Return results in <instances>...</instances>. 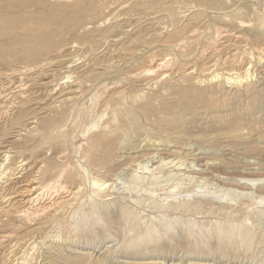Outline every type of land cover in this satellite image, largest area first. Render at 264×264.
Wrapping results in <instances>:
<instances>
[{"label":"rangeland","instance_id":"rangeland-1","mask_svg":"<svg viewBox=\"0 0 264 264\" xmlns=\"http://www.w3.org/2000/svg\"><path fill=\"white\" fill-rule=\"evenodd\" d=\"M123 1L0 8V264H264V0Z\"/></svg>","mask_w":264,"mask_h":264},{"label":"bare ground","instance_id":"bare-ground-1","mask_svg":"<svg viewBox=\"0 0 264 264\" xmlns=\"http://www.w3.org/2000/svg\"><path fill=\"white\" fill-rule=\"evenodd\" d=\"M122 1V0H121ZM128 1V0H126ZM229 1V0H228ZM38 2V0H0V8H5V7H14V6H17V7H24V8H28L30 6V4H36ZM51 2V1H50ZM125 2V0L123 1ZM137 2V1H136ZM144 2V1H143ZM206 2V1H205ZM127 3V2H126ZM147 3V2H146ZM189 3V2H187ZM192 4V3H191ZM231 4V3H230ZM51 5V4H50ZM189 5V4H188ZM46 6V5H45ZM71 6V5H70ZM112 6V5H111ZM113 7V6H112ZM200 7V6H199ZM192 10V9H191ZM214 11V10H213ZM181 12V11H180ZM191 12V11H190ZM227 12V11H226ZM72 13V12H71ZM179 13V12H178ZM187 14V13H186ZM68 15V14H67ZM97 16V15H96ZM179 17V16H178ZM30 18V17H29ZM180 18V17H179ZM28 19V18H26ZM29 20V19H28ZM27 20V21H28ZM185 20V19H184ZM20 21V20H19ZM39 21V20H38ZM37 21V22H38ZM7 22V21H6ZM41 23V21H40ZM176 25V24H174ZM180 25V24H179ZM48 27V26H47ZM166 27V26H165ZM175 29V28H174ZM177 30V29H176ZM32 31V30H31ZM202 32V31H201ZM220 34V32H219ZM232 34V33H231ZM251 34V33H250ZM218 35V34H217ZM225 35H227L225 33ZM199 36V34H198ZM220 36V35H219ZM242 36V35H241ZM245 36V35H244ZM218 37V36H217ZM200 38V37H199ZM187 39V38H186ZM192 39V38H191ZM198 39V38H197ZM218 39V38H217ZM189 40V39H188ZM195 40V39H194ZM222 40V39H221ZM231 41V40H230ZM188 42V41H187ZM191 42V41H190ZM178 43V42H176ZM175 43V44H176ZM180 43V42H179ZM215 44V43H214ZM218 44V43H217ZM247 44V43H246ZM245 45V44H244ZM24 46V45H23ZM254 46V45H253ZM215 48V47H214ZM233 48V47H232ZM211 49V48H210ZM216 49V48H215ZM257 49V48H256ZM260 49V48H259ZM202 51V50H201ZM212 51V50H211ZM229 52V51H228ZM259 52V51H258ZM202 54V53H201ZM231 54V53H230ZM243 55V54H242ZM256 55V54H255ZM262 55V54H261ZM33 56V54H32ZM169 56V55H168ZM204 56V55H203ZM172 57V56H171ZM177 57V56H176ZM209 57V56H208ZM161 58V57H160ZM164 58V57H163ZM170 58V56H169ZM182 59V58H181ZM200 59V58H199ZM203 59V58H202ZM249 59V58H248ZM254 59V57H253ZM264 59V58H263ZM166 60V58H165ZM165 60H160L156 63L155 65V68H151L149 70L152 71V72H158L160 70H162L163 68H165L167 66V61ZM236 60V59H235ZM173 61V60H172ZM250 61V60H249ZM264 61V60H263ZM195 62V61H193ZM216 62V61H215ZM223 62V61H222ZM241 62V61H240ZM255 62V61H254ZM74 63H71L70 65H72ZM149 64V63H148ZM169 64V63H168ZM218 64V63H217ZM39 65V64H38ZM69 65V63H68ZM242 65V64H241ZM29 66V65H28ZM35 66V64H34ZM216 66V65H215ZM249 66V65H248ZM198 67V66H197ZM235 67V66H234ZM173 68V67H172ZM187 68V67H186ZM244 68V67H243ZM27 69V68H26ZM185 69V68H184ZM192 69V68H191ZM240 69V68H239ZM15 70V69H13ZM21 70V69H20ZM23 70V69H22ZM195 70V69H194ZM24 71V70H23ZM185 71V70H184ZM19 72V71H18ZM176 72V71H175ZM181 72V71H180ZM197 72V71H196ZM247 74H248V70L246 71ZM9 73V72H8ZM155 73V74H156ZM167 73V72H166ZM169 73V72H168ZM189 73V72H188ZM191 73V72H190ZM195 74V73H193ZM217 74V73H216ZM167 75V74H166ZM169 75V74H168ZM178 75V74H177ZM163 76V75H162ZM221 76V75H220ZM241 76V75H240ZM169 77V76H168ZM228 77V76H227ZM237 77V76H236ZM171 78V77H170ZM250 78V77H249ZM214 79V78H213ZM69 80V79H68ZM227 80V79H226ZM239 82V80H238ZM21 83V82H20ZM26 87V86H25ZM18 88V87H17ZM21 90V89H20ZM13 91V90H12ZM16 91V90H15ZM103 91V90H102ZM14 92V91H13ZM7 94V93H6ZM105 94V93H103ZM5 95V94H4ZM1 96V95H0ZM6 96V95H5ZM101 96V95H99ZM103 96V95H102ZM127 96V95H126ZM74 97V96H73ZM67 98V97H66ZM125 99V98H124ZM6 100V99H5ZM1 102V101H0ZM173 159V158H172ZM172 161V160H171ZM60 166V165H59ZM145 166V165H144ZM48 168V167H47ZM83 171V170H82ZM36 175V174H35ZM81 175V174H80ZM34 176V175H33ZM264 178V177H263ZM89 181V180H88ZM256 182V181H255ZM94 184L95 185H102L105 184V183H102V184H99L97 181H94ZM37 187V186H36ZM65 192L64 196H58L59 193H56L55 194H51L50 192V188L48 187H42L40 189V191H38V193H36V195L33 197V201L36 200V202L38 201L39 204H37V206H35V208L32 210V211H29V209L27 208V210L25 211L26 213H29L30 215H33V216H38V215H42V214H45L49 211H56L57 209H59L60 207L62 206H69L78 196L80 190L78 188H74V189H65V187L61 186V185H58L56 186V188H60ZM82 187V186H81ZM30 189V188H29ZM33 189V188H32ZM47 197H46V196ZM63 195V194H62ZM43 196L46 197V199L44 200H40ZM18 213V212H17ZM20 214V213H19ZM24 214V213H23ZM25 215V214H24ZM13 261V260H12ZM17 261V260H16Z\"/></svg>","mask_w":264,"mask_h":264}]
</instances>
